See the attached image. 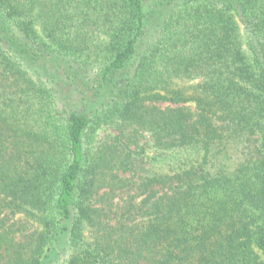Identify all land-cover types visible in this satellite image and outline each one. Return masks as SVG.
<instances>
[{"label":"trees","instance_id":"16d2710c","mask_svg":"<svg viewBox=\"0 0 264 264\" xmlns=\"http://www.w3.org/2000/svg\"><path fill=\"white\" fill-rule=\"evenodd\" d=\"M0 264H264V0H0Z\"/></svg>","mask_w":264,"mask_h":264},{"label":"rangeland","instance_id":"374dc122","mask_svg":"<svg viewBox=\"0 0 264 264\" xmlns=\"http://www.w3.org/2000/svg\"><path fill=\"white\" fill-rule=\"evenodd\" d=\"M197 82V80H176V85L177 86H180V87H184V88H189L191 87L193 84H195ZM92 145V144H91ZM61 247L60 246V251H59V255H61L62 253V256L61 258H59V262H62L64 260V258L66 257V253H64L62 250H61Z\"/></svg>","mask_w":264,"mask_h":264}]
</instances>
